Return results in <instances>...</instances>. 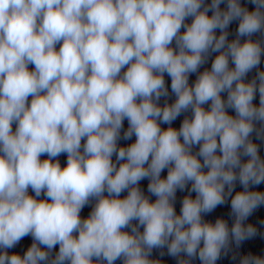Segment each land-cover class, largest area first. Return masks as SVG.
<instances>
[{
	"label": "clouds",
	"instance_id": "clouds-1",
	"mask_svg": "<svg viewBox=\"0 0 264 264\" xmlns=\"http://www.w3.org/2000/svg\"><path fill=\"white\" fill-rule=\"evenodd\" d=\"M222 2L0 0V264H114L121 258L123 264H159L149 257L164 247L173 257L198 255L202 264H216L231 241L239 246L257 234L244 221L264 205V192L249 190L264 183V159L250 139L253 132L264 138V71L249 83L244 77L264 54L251 39L264 31V0H251L252 11L240 0H227L221 10ZM234 20L238 38L228 42ZM174 40L178 51L170 47ZM210 52L218 53L211 70L190 86L189 74ZM165 73L176 100L161 107L156 101L168 95ZM257 90L259 106L253 104ZM189 109L192 117L178 130L161 128ZM125 119L124 139H136L118 148ZM62 153L63 168L53 162ZM113 154L124 161L118 168ZM144 178L154 202L138 187ZM237 180L244 191L233 196ZM189 183L195 198L185 196L177 214L176 192ZM42 193L46 199H37ZM229 196L231 228L222 218H202ZM129 227L131 233L123 230ZM29 235L34 242L23 255L9 254ZM240 264H264V257L246 255Z\"/></svg>",
	"mask_w": 264,
	"mask_h": 264
}]
</instances>
